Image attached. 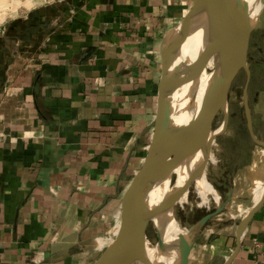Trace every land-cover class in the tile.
<instances>
[{"label":"crops","instance_id":"obj_1","mask_svg":"<svg viewBox=\"0 0 264 264\" xmlns=\"http://www.w3.org/2000/svg\"><path fill=\"white\" fill-rule=\"evenodd\" d=\"M260 2L248 91L264 141ZM191 3L54 0L43 16L39 6L0 27V264H92L115 238L153 133L161 43ZM255 150L229 180L227 226L194 234L188 264L232 255L237 224L263 192ZM230 264H264V203Z\"/></svg>","mask_w":264,"mask_h":264},{"label":"water","instance_id":"obj_2","mask_svg":"<svg viewBox=\"0 0 264 264\" xmlns=\"http://www.w3.org/2000/svg\"><path fill=\"white\" fill-rule=\"evenodd\" d=\"M45 10L44 6L39 8L41 16L45 14ZM258 19L259 16L255 21L251 19L244 0H192L185 15L165 35L160 48L162 70L158 84L156 115L147 153L140 169L132 178L122 197L119 230L115 238L92 264H132L135 261L155 264L147 261L141 253L142 240L147 237V226L149 223L154 225L155 222L160 225V230L157 232L158 242H163L161 235L165 236L167 231L172 237L171 242L178 249L179 257L175 264H188L193 235L200 231L210 219L224 211L231 198V190L227 192V198L223 202L215 205L214 210L204 214L187 230L181 231L183 228L174 216L175 200L171 202L172 195L168 194L158 202L154 200L153 195L166 174L167 162L171 157L169 146L193 126L206 107L210 109V115L204 128L213 131L201 138L194 151L211 149L217 138L226 132L230 123L229 93L233 81L241 71L245 73L242 98L246 128L252 141L264 149V141L260 140L254 132L248 91L251 79L248 54L252 33L257 27ZM200 20L207 24L205 46L207 49L219 51L217 77L207 89L200 106L190 112L191 114L185 121L177 122L174 119L172 105L174 86L181 76L190 68L197 66L201 59L198 56L194 61L189 62L185 55V46L192 26ZM168 37L170 40L166 42ZM219 110L223 113V122L219 128L214 130L213 120ZM207 161L194 169L186 180L191 181L200 169L205 167ZM173 175L174 170L169 173L170 180ZM176 182L177 177L172 187ZM263 203L264 183L260 199L237 224V245L224 264H230L239 251L242 235Z\"/></svg>","mask_w":264,"mask_h":264},{"label":"bare ground","instance_id":"obj_3","mask_svg":"<svg viewBox=\"0 0 264 264\" xmlns=\"http://www.w3.org/2000/svg\"><path fill=\"white\" fill-rule=\"evenodd\" d=\"M244 1L249 9L251 19L255 21L260 12V0ZM206 33L207 24L205 21H197L192 26L191 34L185 46V55L189 62L194 61L198 56L201 59L198 61L197 66L187 70L174 86L172 105L174 119L177 122L185 121L191 114L190 112L195 111L200 106L207 89L216 81L219 51L211 48L207 49L205 46ZM169 40L170 37L167 38L166 42H169ZM209 115L210 109L206 107L193 126L179 140L169 146L171 157L167 162L166 174L161 179L153 195L154 200H157V202L164 199L168 194L172 195L171 202H174V200L176 202V197L177 199H185L184 193L187 192L188 185L193 180L204 195L213 192L212 186L206 181L203 167L191 181L186 180L194 169L212 158L214 143L209 150L194 151L201 138L213 131L204 128ZM173 170L177 177L174 187H172L169 178V173ZM173 224L177 226L176 223ZM154 227L157 232L160 230L158 222H155ZM178 227L181 229L180 226ZM172 230H174L173 227ZM161 236L163 242H157L155 245H151L147 238H143L141 243L142 256L147 261H152L155 264H175L179 257L178 249L171 242L172 237L167 231L165 236Z\"/></svg>","mask_w":264,"mask_h":264},{"label":"rangeland","instance_id":"obj_4","mask_svg":"<svg viewBox=\"0 0 264 264\" xmlns=\"http://www.w3.org/2000/svg\"><path fill=\"white\" fill-rule=\"evenodd\" d=\"M54 0H0V27L13 19L19 18L30 11L36 10L39 6L49 4ZM255 32V31H254ZM258 33H253V41L257 39ZM254 46V45H253ZM250 48V60L256 59L255 49ZM245 81V73L241 71L235 80L229 93V110L233 112L228 130L217 138L213 145L212 158L205 164L206 181L212 186L213 192L204 195L199 186L193 180L189 183L185 199H177L174 206V216L181 230H187L190 225L197 221L207 212L214 210L217 203L225 199V192L229 187V180L233 174L242 166L245 161L255 158L256 145L251 140L246 128L243 109L242 88ZM223 122V113L219 110L213 120V129H217ZM258 152V151H257ZM176 174L172 176L173 184ZM222 213L210 219L200 231L195 234L207 233L209 230H221L227 226ZM223 221H219V220ZM147 239L151 245L158 242L157 231L153 223H149L146 230ZM191 236V234L189 235ZM205 236V235H204ZM154 241V243H153ZM153 244H152V243ZM132 264H145L142 261H135Z\"/></svg>","mask_w":264,"mask_h":264},{"label":"flooded vegetation","instance_id":"obj_5","mask_svg":"<svg viewBox=\"0 0 264 264\" xmlns=\"http://www.w3.org/2000/svg\"><path fill=\"white\" fill-rule=\"evenodd\" d=\"M232 115H233V112L230 113V119L232 118ZM251 140H252V139H251ZM223 201H224V200H223ZM223 201H222V202H223Z\"/></svg>","mask_w":264,"mask_h":264},{"label":"built area","instance_id":"obj_6","mask_svg":"<svg viewBox=\"0 0 264 264\" xmlns=\"http://www.w3.org/2000/svg\"><path fill=\"white\" fill-rule=\"evenodd\" d=\"M7 93H8V90H7Z\"/></svg>","mask_w":264,"mask_h":264}]
</instances>
